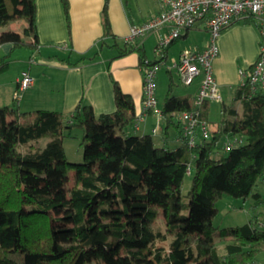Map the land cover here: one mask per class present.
Segmentation results:
<instances>
[{
  "label": "trees",
  "instance_id": "1",
  "mask_svg": "<svg viewBox=\"0 0 264 264\" xmlns=\"http://www.w3.org/2000/svg\"><path fill=\"white\" fill-rule=\"evenodd\" d=\"M61 1L68 18L69 2ZM108 1L105 37L114 36ZM17 18H25L27 25L20 33H0V46L37 48V0H0V25ZM242 18L256 23L253 15ZM131 51L146 65L137 44L121 55ZM9 60L1 59L0 75ZM113 83L115 111L100 116L83 101L70 115L0 107V264H256L264 249V194L257 189L264 175V85L254 90L246 80L238 90L242 111L222 102L209 137L196 133L193 145L175 115L194 106L170 88L161 113L165 129L176 128L180 144L173 148L132 131L134 100ZM210 107V101L199 107L200 119L209 124ZM78 126L84 128V155L73 163L66 158L64 138ZM234 136L243 142L225 151V140ZM43 139L46 145L38 147ZM189 171L185 205L182 186ZM70 180L65 197L63 187ZM224 194L252 197V218L236 227L215 226L217 201ZM57 208L64 209L70 227L54 229ZM160 209L165 230L157 226ZM216 235L225 253L218 252Z\"/></svg>",
  "mask_w": 264,
  "mask_h": 264
},
{
  "label": "crops",
  "instance_id": "2",
  "mask_svg": "<svg viewBox=\"0 0 264 264\" xmlns=\"http://www.w3.org/2000/svg\"><path fill=\"white\" fill-rule=\"evenodd\" d=\"M68 2L67 18L61 0H37V48H27L29 53L23 56L20 54L13 60V45L4 43L0 46V61L4 56L10 58L8 69L0 75V107L17 105L28 113L53 110L70 115L83 101L93 107L96 116H100L115 111L113 82L116 81L122 91L134 100L136 119L132 131H141L139 135H158V142L153 137L157 146L168 144L177 148L180 140L176 128L171 125L165 129L166 121L162 113L158 115L148 112L142 120H138L139 128H135L137 119L142 114L145 65L141 64L139 53L136 51L124 55L121 53L129 50L131 43L137 44L142 47L145 62L160 61L158 73L162 65L166 64L168 72L172 74L171 69L177 68L180 53L188 47L187 42L192 44L188 49L201 51L207 46L209 37L205 22H199L194 28L185 31L178 38L187 39L182 44L176 43V39L161 48L162 38L169 33L168 28H163L129 41V47L126 48L131 29L143 25L162 11L161 0H109L107 12L111 32L114 34L109 37L104 36L105 0ZM8 30L20 33L22 29L19 31L0 27V33ZM218 43L220 52L213 61V73L222 102L241 112L243 101L238 96L242 85L239 70L250 69L258 58V27L256 23L239 18L222 32ZM13 61L18 63L17 67ZM25 72L32 76L34 82L23 92L21 99L16 101L14 93L18 80ZM158 73L156 82L159 80ZM160 78L164 79L163 76ZM198 79L200 80L197 81ZM202 79L203 76L198 77L195 87L189 88L185 95L177 97L189 99L194 106ZM213 103L211 102V105ZM159 108L162 110V105ZM211 109L212 106L210 115ZM179 115L180 113L175 115L177 122Z\"/></svg>",
  "mask_w": 264,
  "mask_h": 264
},
{
  "label": "built area",
  "instance_id": "3",
  "mask_svg": "<svg viewBox=\"0 0 264 264\" xmlns=\"http://www.w3.org/2000/svg\"><path fill=\"white\" fill-rule=\"evenodd\" d=\"M161 4L163 9L159 14L150 18L143 25L131 29L128 41H133L149 32L168 28L169 33L161 40V48H165L180 38L185 31L194 28L199 22H205L209 37L207 46L201 51L184 49L180 53L177 63L178 72L184 84L191 85L198 77L203 76L194 108L179 115L183 136L189 139L193 145L196 133H200L203 138H208L211 130L209 123L200 119L199 107L201 104L204 101L218 103L223 101L213 73V61L220 52L219 38L227 27L243 16L253 15L256 18V25L260 33V50L251 69L239 70L241 83L244 84L248 80L254 90L258 83L263 84L264 0H161ZM148 63L149 61H146L144 67V99L142 114L135 124L136 129L139 128L138 122L148 112L161 114L155 95L156 77L160 65ZM33 82L34 79L29 73H23L18 80L14 99L19 101L23 92L29 89ZM242 142L243 139L239 136L228 137L223 144V149L227 151Z\"/></svg>",
  "mask_w": 264,
  "mask_h": 264
},
{
  "label": "rangeland",
  "instance_id": "4",
  "mask_svg": "<svg viewBox=\"0 0 264 264\" xmlns=\"http://www.w3.org/2000/svg\"><path fill=\"white\" fill-rule=\"evenodd\" d=\"M27 25L25 18H17L14 21H11L10 23L0 25V27H4V29H15L19 30L22 29ZM187 39H178L176 43L182 44ZM190 48L192 44L187 42L186 44ZM26 46L18 47L12 50L13 56L12 59H17V57L21 54L22 56L28 52V48ZM175 51V50H174ZM172 57V54H170V59ZM10 59V58H9ZM13 64L15 66H18V63L16 61H13ZM170 64V63H169ZM172 74H170L167 68V65H162L161 71L158 76L157 80V86H156V99L158 102V107L162 105V101L165 99L166 92L170 87H172V94L176 96H183L186 94L189 88H193L197 85L194 82L193 85H186L182 81L180 74L178 72V68H172ZM163 76L164 79H161L160 77ZM211 109V115H210V126L214 128L219 119H220V110H221V104L218 102H214ZM34 112V111H33ZM137 134H141V131H135ZM83 137H84V128L83 127H75L71 133V136L67 135L64 138V147L66 152V158L69 162L73 163H80L83 161V155H84V144H83ZM154 139L158 142L159 136L154 135ZM48 139H43L38 143V147H44L47 143ZM224 139L220 141L221 144H223ZM172 143V142H171ZM24 150V148H23ZM192 180V172L190 171L187 173L185 180L183 182L182 186V195H183V202L185 205L189 202L188 192L190 189ZM72 184V180L67 181L63 187V194L65 197L68 196V188ZM257 189L260 190L264 194V175L261 176L258 180ZM54 192H56L54 190ZM253 204L252 197L248 200H244L242 198H235L230 195L224 194L218 201H217V207H218V214L216 215L214 219V225L222 228H229V227H236L240 226L246 222H248L252 218L253 209L251 205ZM188 211L186 208L183 210V214H187ZM67 214L65 213L64 209L57 208L52 212V217L54 220L53 226L56 230H61L64 228H68L72 225L71 221H68L67 219H63ZM157 226H159L162 230H165V218L164 213L162 209H160L158 218H157ZM218 234V233H217ZM216 243H217V249L219 253H225V247L224 242L221 241V239L216 235ZM256 264H264V249L257 255V263Z\"/></svg>",
  "mask_w": 264,
  "mask_h": 264
}]
</instances>
